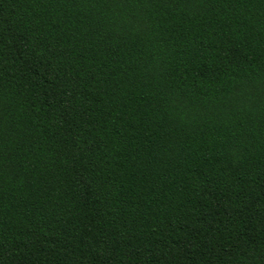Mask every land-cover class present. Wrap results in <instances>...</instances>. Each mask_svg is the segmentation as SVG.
Listing matches in <instances>:
<instances>
[{
  "label": "trees",
  "instance_id": "1",
  "mask_svg": "<svg viewBox=\"0 0 264 264\" xmlns=\"http://www.w3.org/2000/svg\"><path fill=\"white\" fill-rule=\"evenodd\" d=\"M0 264H264V0H0Z\"/></svg>",
  "mask_w": 264,
  "mask_h": 264
}]
</instances>
